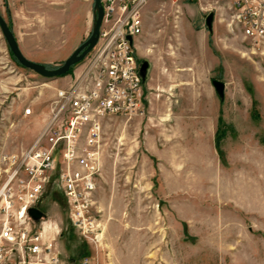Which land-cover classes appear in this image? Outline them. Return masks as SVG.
<instances>
[{"label":"rangeland","instance_id":"rangeland-1","mask_svg":"<svg viewBox=\"0 0 264 264\" xmlns=\"http://www.w3.org/2000/svg\"><path fill=\"white\" fill-rule=\"evenodd\" d=\"M0 14L27 57L54 67L66 28L89 36L93 1L0 0ZM138 40V59L152 63L147 109L105 119L91 231L72 225L52 183L32 229L53 243L58 264H264V39L229 28L210 0H147ZM75 66L42 77L16 60L0 29V190ZM212 79L224 83L222 98Z\"/></svg>","mask_w":264,"mask_h":264},{"label":"built area","instance_id":"built-area-1","mask_svg":"<svg viewBox=\"0 0 264 264\" xmlns=\"http://www.w3.org/2000/svg\"><path fill=\"white\" fill-rule=\"evenodd\" d=\"M99 1L102 20L96 43L76 63L68 85L58 87L49 99L41 133L17 163L11 161L14 166L0 190L5 201L0 206V264H58L53 243L42 241V232L32 229L37 219L28 212L37 208L48 184L62 192L72 225L86 235L91 231L105 119L146 113L143 60L137 57L135 41L147 0ZM210 1L223 6L229 28L254 41L264 39V0ZM31 111L27 106L23 114Z\"/></svg>","mask_w":264,"mask_h":264},{"label":"water","instance_id":"water-1","mask_svg":"<svg viewBox=\"0 0 264 264\" xmlns=\"http://www.w3.org/2000/svg\"><path fill=\"white\" fill-rule=\"evenodd\" d=\"M93 1V23L92 28L89 36L81 42L64 60L61 64L54 66V67H47L46 65L34 62L28 58H26L23 53L21 52L18 43L15 39V36L8 26L4 18L0 14V29L1 32L8 44V47L16 60L24 67H27L42 77L46 78H56L63 76L68 73L71 66L78 63L83 56L93 47L96 43L98 34H99V26L102 20V6L99 0H92ZM214 14L212 11L208 12L205 17L204 24L206 28L210 31L212 29V22H213ZM128 39H131L128 37ZM148 64L144 60L140 66V74L143 80V76L147 70ZM211 83L214 87V90L218 94L219 97H223L224 95V83L220 80L212 79ZM30 216L33 219H39L42 217V211L32 207L28 210Z\"/></svg>","mask_w":264,"mask_h":264},{"label":"crops","instance_id":"crops-1","mask_svg":"<svg viewBox=\"0 0 264 264\" xmlns=\"http://www.w3.org/2000/svg\"><path fill=\"white\" fill-rule=\"evenodd\" d=\"M66 35H65V38H66V44H67V47H66V50H65V52H64V54L63 55H61V56H63V58L65 59L81 42H82V40H83V31H80L79 33H77V32H75V33H70L69 31H68V29L66 28ZM13 32V31H12ZM68 32H69V36H68ZM13 34H14V32H13ZM86 34H88V32L86 33ZM14 36H15V34H14ZM15 39H16V41H17V38H16V36H15ZM138 37L136 38V41H135V47H136V49H137V44H138ZM18 43V42H17ZM19 46V45H18ZM20 48V47H19ZM145 49L146 48H143V49H140V51H141V53H151V52H146L145 51ZM20 50H21V52L23 53V51H22V49L20 48ZM23 55L26 57V58H30V60H33L31 57H27L26 55H25V53H23ZM146 61L147 62V64H148V66H149V63H150V73H149V76L151 75V71H152V63H151V61L149 60V59H143V61ZM148 68V67H147ZM68 75H66L65 77H61V78H59V79H55L54 81H51L50 82V84H52V83H54V82H57V81H60L61 79L62 80H65V81H67L68 80ZM149 83V77H148V80H147V82L145 83L144 81H143V87H144V90H145V87L147 86V84ZM149 85V84H148Z\"/></svg>","mask_w":264,"mask_h":264},{"label":"bare ground","instance_id":"bare-ground-1","mask_svg":"<svg viewBox=\"0 0 264 264\" xmlns=\"http://www.w3.org/2000/svg\"><path fill=\"white\" fill-rule=\"evenodd\" d=\"M49 221V220H48ZM46 221L45 222V230L48 231V229L50 228V226L52 225L51 222H48ZM42 233H43V230H42ZM44 234V233H43ZM46 236V235H45Z\"/></svg>","mask_w":264,"mask_h":264},{"label":"trees","instance_id":"trees-1","mask_svg":"<svg viewBox=\"0 0 264 264\" xmlns=\"http://www.w3.org/2000/svg\"><path fill=\"white\" fill-rule=\"evenodd\" d=\"M71 70V67H70V69H69V71Z\"/></svg>","mask_w":264,"mask_h":264}]
</instances>
